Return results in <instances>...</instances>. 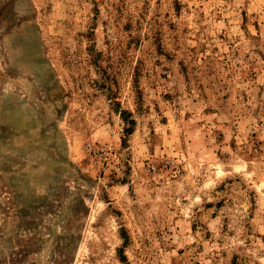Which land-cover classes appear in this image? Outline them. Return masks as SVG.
<instances>
[{
	"label": "rangeland",
	"instance_id": "obj_1",
	"mask_svg": "<svg viewBox=\"0 0 264 264\" xmlns=\"http://www.w3.org/2000/svg\"><path fill=\"white\" fill-rule=\"evenodd\" d=\"M123 255L264 264V0H0V264Z\"/></svg>",
	"mask_w": 264,
	"mask_h": 264
},
{
	"label": "trees",
	"instance_id": "obj_2",
	"mask_svg": "<svg viewBox=\"0 0 264 264\" xmlns=\"http://www.w3.org/2000/svg\"><path fill=\"white\" fill-rule=\"evenodd\" d=\"M121 116L127 121L128 125L126 127V133L130 134L131 132H133L134 130V126L136 123V120L133 118L131 112L127 111V110H122L121 111ZM122 261H124V264H129L126 256H122Z\"/></svg>",
	"mask_w": 264,
	"mask_h": 264
}]
</instances>
